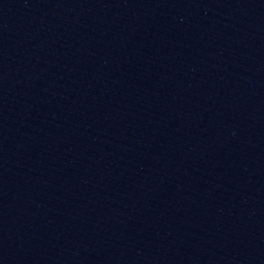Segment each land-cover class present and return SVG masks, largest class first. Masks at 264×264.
Here are the masks:
<instances>
[{
    "label": "water",
    "instance_id": "95a60500",
    "mask_svg": "<svg viewBox=\"0 0 264 264\" xmlns=\"http://www.w3.org/2000/svg\"><path fill=\"white\" fill-rule=\"evenodd\" d=\"M0 264H264V0H0Z\"/></svg>",
    "mask_w": 264,
    "mask_h": 264
}]
</instances>
